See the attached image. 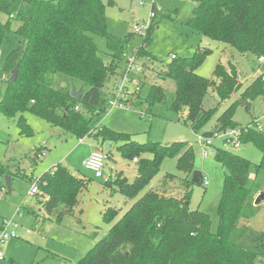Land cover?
<instances>
[{"label": "trees", "instance_id": "1", "mask_svg": "<svg viewBox=\"0 0 264 264\" xmlns=\"http://www.w3.org/2000/svg\"><path fill=\"white\" fill-rule=\"evenodd\" d=\"M192 1L196 4L193 15L185 23L195 31L240 52L264 56V0ZM151 9L159 12L156 3ZM0 13L6 18L0 20V43L9 32L19 38L2 69V73L12 74L19 66L16 80L11 82L10 76L1 93L0 112L17 119L19 134L34 133L25 117L32 113L64 133L79 138L91 135L97 143H120L117 148L123 157L138 159L132 182L118 172L113 182L105 183L130 201L119 207H105L103 219L112 225L79 264H255L256 259L264 257V228L259 221V217L264 218V199L255 203L258 194L264 192V123L261 128L254 127L255 118L252 124L242 126L233 119L235 105L244 103L250 109L253 100L264 96L262 76L255 78L240 100L217 118L218 131L240 128L241 142H252L262 158L254 165L236 151L217 148L214 158L225 168V181L219 224L213 231L209 214L190 207L192 186L203 185L202 179L196 183L191 180L196 168L193 145L137 143L130 141V134L116 132L101 121L95 125L108 109L104 84L124 66V54L134 38L133 31L124 37L108 31L104 0H0ZM154 18L137 48L142 56L153 57L146 46L156 24ZM93 36L105 38L108 50L101 52ZM209 54V48H199L190 56L176 55L157 73L158 78L175 82V108L185 112V123L193 131L205 136L214 134L203 131L215 111L203 107L208 90L226 100L242 86L237 66L230 61L227 65L217 64L212 78L198 74L197 69ZM57 75L80 82L82 95L75 98L72 91L56 88ZM164 92L161 85L141 81L135 105L147 103L151 107ZM40 150H34L33 162ZM165 157H176L177 168L186 177L179 186H173V176L167 174L168 180L142 194L160 172ZM25 173L19 167L12 172L0 162V187L6 188V175L11 183L14 177L32 180ZM39 180L40 207L21 205V212L36 221L43 211L47 217L42 221L55 216L60 222L65 214L72 213L92 178H80L60 163Z\"/></svg>", "mask_w": 264, "mask_h": 264}, {"label": "rangeland", "instance_id": "2", "mask_svg": "<svg viewBox=\"0 0 264 264\" xmlns=\"http://www.w3.org/2000/svg\"><path fill=\"white\" fill-rule=\"evenodd\" d=\"M140 1L104 0L108 31L118 37H124L132 31L133 24L147 21L152 12V0H142L144 2L142 4ZM156 6L159 12L154 18L156 24L149 33L146 46L148 52L153 55L152 62L154 60L156 65L153 64L154 68L143 71L132 70L129 73L132 81L128 85L133 87L137 80L158 84L165 88L164 95L151 107L143 103L131 109L113 108L95 125L101 121L102 125L116 132L130 134V141L137 143L158 142L169 145L173 142H187L193 145L195 167L209 179V184L192 186L190 207L208 213L212 220V230L216 231L219 224L218 208L223 193L225 168L214 157H203V147L198 141L199 134L203 132L193 131L185 123V112L177 110L173 103L175 82L160 79L157 73L172 60V54L186 57L194 54L199 48L210 49V54L197 69V73L204 77H214L215 68L219 63L227 65L231 61L237 66L242 82L241 88L226 100H220L216 92L210 88L203 101L205 109L215 110L203 131H212L215 134L226 130H217V118L222 112L231 108L236 100H240L243 90L255 78L262 76L264 80V62H259L258 56L252 52H240L230 45L198 33L191 25L186 24L185 20L193 15L195 5L192 0H156ZM5 19V16L0 13V20L4 22ZM146 35L134 33L128 49L139 48ZM93 37L101 52L108 50L105 38ZM18 40L14 33L9 32L0 43V99L6 87V81L11 76V72L2 73V69L8 53L17 45ZM143 61L144 59L141 58L139 63ZM61 76L63 75H57L55 78L56 88L72 91L76 87L79 90L80 82ZM118 79L117 74L109 76L104 84L106 93L113 92V86ZM141 110L146 111L147 114L143 116ZM25 117L34 132L31 136H21L18 132L17 119L7 117L0 112V162L6 164L12 172L19 167L29 177L31 176L28 168L34 164L35 175L32 178H39L48 171L49 167L61 163L82 172L92 180L89 188L81 192L79 203L72 213L65 214L60 222H57L55 216H49L42 221L43 211L39 221L36 222L31 216L23 215L22 212L17 213L21 205L30 204L35 209L40 207L37 201L40 195L33 197L29 195L32 180L14 177L12 192L0 187V225L3 217H14L13 227L18 235L0 245V253L4 255V258L0 259V264H79L80 259L106 235L112 225L103 219L105 207L123 206L125 201L129 200L119 191L105 185L103 180L95 178L91 171L85 169L82 159L93 150L101 151L108 157L107 169L113 167L116 174L124 171L123 175L125 174L124 177L126 176L129 182L135 179L137 164L122 156L117 148L120 143L118 145L107 141L97 143L91 135L82 139L64 133L61 128L51 126L32 113L25 114ZM255 118L257 122L253 126L258 128L263 126L264 96L253 100L250 109H247L244 103L235 105L233 119L240 125H250ZM215 143L219 144L220 139L215 140ZM40 147L48 154L44 160L33 162L31 156L35 153L34 150ZM236 153L254 165L259 164L262 158V152L252 142H242L241 148ZM143 156L150 157V154H143ZM167 174L173 176L171 182L177 186L186 177L185 173L177 168L176 157H165L160 172L142 194L150 187L158 188L163 180H168L165 178ZM259 221L264 228V218L259 217ZM27 230L32 232L27 234ZM255 264H262L261 260L256 259Z\"/></svg>", "mask_w": 264, "mask_h": 264}, {"label": "built area", "instance_id": "3", "mask_svg": "<svg viewBox=\"0 0 264 264\" xmlns=\"http://www.w3.org/2000/svg\"><path fill=\"white\" fill-rule=\"evenodd\" d=\"M141 4L144 3L142 0ZM156 3V0H152V4ZM156 10H152L150 14V18L147 21L139 22L132 25L133 33L146 35L148 29L151 25L152 19L156 17ZM147 36V35H146ZM145 36V37H146ZM126 50L124 54V66L121 70L118 71V80L115 82L113 86V92L107 93L108 99V109L107 112L112 110L113 108H121V109H131L136 108L135 102L139 98L140 90H141V81L137 80L136 84L133 87H130L128 84L132 81L129 78V73L132 70L143 71L145 69H152L156 65V63L152 62L151 56H142L137 52L136 49ZM172 58H175L176 55L172 54ZM143 58L144 61L139 63V60ZM259 62H264V56L258 57ZM154 64V66H153ZM0 65H1V53H0ZM153 66V67H152ZM78 109V107H77ZM141 114L145 116L147 114L146 111L141 110ZM262 126H259L261 128ZM241 129L240 128H228L223 130L221 133H215L210 136H205L203 133L199 134L198 141L199 144L203 147L202 155L204 158L214 157L216 154L217 148H223L227 151H237L241 148ZM83 139V138H82ZM220 139V143H215V140ZM47 151L45 149H41L35 155V160L42 161L47 156ZM107 155L101 151L93 150L90 154L83 160V166L85 169L91 171L95 178L103 180L104 183L113 182L116 177V171L113 167L107 169ZM137 158H134L133 161L137 162ZM56 167L49 169L48 171L53 170ZM30 175L34 170L33 166L29 168ZM203 181V185L207 186L209 184V179L205 176L201 177ZM39 178H33L31 182V190L29 191L30 196L40 195L42 196V191L39 185ZM17 213H21V209L17 210ZM15 224L14 217L5 218L2 221V228L0 229V245L5 243L12 237H17V232L13 227ZM31 230H27V233H31ZM4 255L0 253V259H3ZM261 263L264 264V257L261 258Z\"/></svg>", "mask_w": 264, "mask_h": 264}, {"label": "water", "instance_id": "4", "mask_svg": "<svg viewBox=\"0 0 264 264\" xmlns=\"http://www.w3.org/2000/svg\"><path fill=\"white\" fill-rule=\"evenodd\" d=\"M18 67L19 66L17 65L11 74V78H10L11 82L16 80L17 73H18ZM82 93H83V87H80L79 90H77L76 87H74L72 90V94L75 98H79L82 95ZM201 177H202V172L199 170H195L193 172L192 182L193 183L199 182L201 180ZM5 185H6L7 190L9 192H12V183H11L10 176L8 175L5 177ZM13 194H16V192H13ZM263 199H264V192H261L256 197L255 203H259Z\"/></svg>", "mask_w": 264, "mask_h": 264}, {"label": "crops", "instance_id": "5", "mask_svg": "<svg viewBox=\"0 0 264 264\" xmlns=\"http://www.w3.org/2000/svg\"><path fill=\"white\" fill-rule=\"evenodd\" d=\"M193 4L194 5H196L194 2H193ZM231 62V61H230ZM233 63V62H232ZM41 149H43L42 147H40ZM90 154V153H89ZM88 156V155H87ZM86 156V157H87ZM86 157H84L82 160H84ZM30 166H33L34 167V170H35V165L34 164H32V165H30ZM29 166V167H30ZM68 166V165H67ZM53 167V166H52ZM52 167H49V169H51ZM70 167V166H69ZM71 168V167H70ZM48 169V170H49ZM72 169V168H71ZM33 170V171H34ZM73 170V169H72ZM195 170H197L196 168H195ZM121 171H123V170H121ZM124 172V171H123ZM73 174H75L76 176H78V177H80V178H83L84 176H86L85 174H83L82 172H78L77 170H73ZM33 175H35V171L32 173V175H30L31 177L33 176ZM125 175V174H124ZM137 175V174H136ZM202 176H203V174H202ZM126 177V176H125ZM192 177H193V173L191 174V180H192ZM127 178V177H126ZM128 179V178H127ZM32 181H33V178H32ZM31 181V182H32ZM90 183H91V181H90ZM90 183L88 184V188H89V185H90ZM173 186H176L175 184H172ZM30 205V204H29ZM127 205V204H126ZM31 206V205H30ZM33 207V206H32ZM117 207H119V206H117ZM21 208V207H20ZM19 208V209H20ZM34 208V207H33ZM35 209V208H34ZM23 214V213H22ZM43 215L45 216V217H47V215L43 212ZM5 218H7V217H3V219H2V221L5 219ZM40 218V217H39ZM36 221H39V219L38 220H36ZM35 221V222H36ZM27 234H30V233H27Z\"/></svg>", "mask_w": 264, "mask_h": 264}]
</instances>
